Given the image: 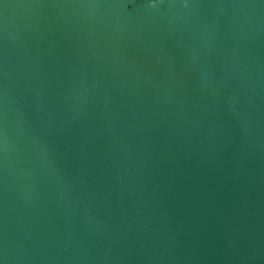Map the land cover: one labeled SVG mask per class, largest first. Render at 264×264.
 <instances>
[{
	"label": "water",
	"instance_id": "95a60500",
	"mask_svg": "<svg viewBox=\"0 0 264 264\" xmlns=\"http://www.w3.org/2000/svg\"><path fill=\"white\" fill-rule=\"evenodd\" d=\"M0 264H264V0H0Z\"/></svg>",
	"mask_w": 264,
	"mask_h": 264
}]
</instances>
